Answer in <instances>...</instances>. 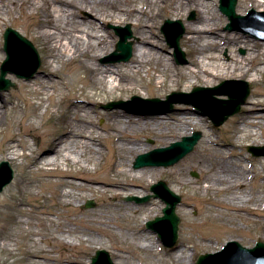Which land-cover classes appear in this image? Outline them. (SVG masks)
I'll return each mask as SVG.
<instances>
[{
  "label": "bare ground",
  "instance_id": "1",
  "mask_svg": "<svg viewBox=\"0 0 264 264\" xmlns=\"http://www.w3.org/2000/svg\"><path fill=\"white\" fill-rule=\"evenodd\" d=\"M11 7H17L21 15L29 18L35 26V37L41 40L46 56V68L51 70L52 73H56L59 66L66 63L72 64L73 69L70 71L72 79L94 89L96 91L95 97H101V92L114 94L118 92V98L124 97L126 93L147 96L150 95L148 90L163 96L170 87L183 88L184 91L189 90L194 85L213 88L216 82L221 79H235L232 81H237L250 77L252 81H258L264 76V43L238 31H222L228 21L229 25L231 21L218 10V0H0V11L7 12L9 22L18 23V19L11 18ZM192 10L197 14L196 20L193 21L187 19ZM252 10L264 13V0H243L238 7L241 16L247 15ZM85 11L91 12L95 18H99L105 24L114 23V25H110V29H112L111 26L121 27L119 25L133 22L135 34L139 39L134 46L128 64L113 69L98 63L102 56L111 52L104 60L105 62L118 63L122 61L111 62L107 60L117 51V45L115 48L116 42L115 40H109L110 34H101L100 29L103 27L99 26L95 20L88 19L85 16L81 17ZM161 18H168L171 21H184V24L182 23L186 28L184 43L186 51L191 56L189 65L174 67L172 61L165 56L160 43L161 38L157 33L159 19ZM2 22L0 16V25H2ZM245 22L247 24L244 21L237 24L258 28L256 25L264 26V17ZM5 32L3 35L4 48ZM23 37L33 44L31 40L25 36ZM132 37L129 38L128 42H132L130 41ZM168 45L170 46L169 43ZM237 47H244L247 50V55L238 57L235 54V48ZM4 48L3 51L7 59L8 53ZM34 48L37 50L35 45ZM170 48L172 47L170 46ZM224 48L235 49L232 52L230 62H225L221 58L220 54ZM172 49L174 50V48ZM1 56L3 57V53L0 52ZM23 56L13 57L12 69L27 66L29 61L24 59ZM52 73H43V76H36L35 74L31 83L22 84L24 91L35 94L40 101L37 105L35 102H31V106L34 107H31L32 109L25 115L22 114L27 119H36L39 116L36 109L46 100L49 104L45 105V110L46 112L50 110L52 119L58 126L53 130L43 132L45 146L42 148H35L28 143H21L18 138L11 137L12 134H10V141L5 148L6 158L13 162H19L25 155L19 152L17 148H27L30 151L28 165L31 170L49 172L50 176H59L63 181L60 183L63 190L58 192L57 199L60 202L59 206L71 207L70 216L64 217L66 222H39L40 229L36 232L47 233L55 229L54 232L61 238L60 241L66 242L71 248L75 245L81 246V238L85 243L87 242L84 247H88L95 240L94 234L112 232L110 224L114 214L112 211L115 210L119 216H128L133 219L142 217L145 219L144 221H147L157 215V209L163 208V206L159 207L155 199H152L154 197L145 195L149 193V189L161 178L165 171L160 168L161 166L136 168V161L133 165L135 157L149 153L154 148L146 141H139L138 133L144 131L147 132L146 138L148 139L173 144L182 137L191 136V133L196 129L207 128L209 119L201 116V108L193 103L178 104L173 116L167 113L168 110H165L167 111L165 113H162L163 111L134 113L124 109H113L104 112L103 117L110 116L112 118L110 134L105 138H114L115 140L111 153L115 156L116 162L114 168H110L107 173H104L105 176L102 179H98L86 175V173H88L89 168L96 172L104 161L106 154L110 153V151L101 147V140L104 137L101 132L105 130L89 118L88 112L92 108L84 100L76 99L70 102L67 112L64 115L58 114L59 108L55 95L49 92V89L54 86L52 80L54 74ZM142 77L150 78V88L144 84ZM230 87L234 88L233 86ZM194 89L190 93H180L192 94ZM228 90L229 88L226 87L225 91ZM215 96L226 99L224 96L228 95ZM262 96L264 94H258L254 102L249 103L244 108V116L239 121V128L229 134L230 137L237 135V145L219 144L216 136L212 135L210 130L208 134L203 135L202 144L205 142V144L214 145L217 148L230 147L231 151L206 150L208 151L207 154L198 151L188 157L186 155V158L184 157L185 159L181 163L182 166H185L183 170L178 167L169 170L173 177H179L178 180L180 179L196 188L193 190L195 199L217 205H230L237 216L252 217L256 222L259 221V212L264 211V169L257 171L256 166L249 164L251 158H258L257 164L259 166L264 163V155H254L251 151L252 148L259 147L256 145L261 139L264 140V112L258 111V108L264 103ZM178 97L188 96L174 97L176 102ZM118 102L125 103L117 108L131 106L126 104L128 101ZM95 104L98 103L93 105ZM159 106L167 105L159 104ZM3 108L7 112L9 108H13V114L9 118L10 121L19 114L14 111L19 108V105L13 97L7 101H1L0 125L6 121L1 111ZM44 119V116L40 118L41 121H44ZM211 120L214 122L212 118ZM10 128L14 129V124H10ZM27 134L34 135L36 133L32 130H25V135ZM245 142L251 143V146L247 152L243 153L239 149H241V144ZM236 149H238L237 153L234 152ZM22 164L23 162H20V165ZM63 165L72 168L78 166L86 170L68 169L63 171L61 169ZM206 165H209V167ZM194 171H198L201 175L197 181L190 177V173ZM251 186L255 188V193H251ZM75 190L81 191L82 195H77ZM92 191L114 198L116 204H109L105 211L101 212L76 211L74 208L82 206V202L87 198L86 193L90 192L92 194ZM125 196L138 198L151 196V198L144 205L120 203L119 199ZM38 209H43V207H38ZM42 213L50 216L59 214V212L49 209L43 210ZM143 224L144 222L138 226L139 236L141 237L135 241H138L137 243L142 251L156 252L159 245L155 239L146 235L143 236L146 233ZM26 225L28 227L34 226L30 221H27ZM136 232L137 230L131 233L137 235ZM40 237L44 239L42 235ZM47 240L55 243L51 237H48ZM257 243L264 242L259 241ZM58 245L60 244L57 242ZM256 245L255 243L254 247ZM254 247L252 248L254 249ZM121 249L129 250L127 247H121ZM133 252L138 254L135 250ZM45 254H49L48 257L53 255L47 252ZM84 255V251L77 253L78 262L69 258L66 260L59 259L58 261L63 264H80L79 261L83 259ZM31 256L37 255L31 253ZM62 257L61 255L60 258ZM173 258L175 264H190L189 261H191L190 257L184 254L178 255V253H175ZM261 258L264 260L263 257ZM127 261L128 264L132 262L130 258Z\"/></svg>",
  "mask_w": 264,
  "mask_h": 264
},
{
  "label": "rangeland",
  "instance_id": "2",
  "mask_svg": "<svg viewBox=\"0 0 264 264\" xmlns=\"http://www.w3.org/2000/svg\"><path fill=\"white\" fill-rule=\"evenodd\" d=\"M242 1L243 0H238L236 8L237 14H239L238 7L242 3ZM219 7L220 0H218V10ZM10 13L11 18L18 19L19 22H9V16L7 12L0 11V16L3 20L2 25H0V52L3 53V57H0V76L1 66L6 59V55L3 51V35L7 28L15 29L20 34L31 40L37 47L41 58V66L36 73V76L42 75L43 73H52L51 70L46 68V56L41 45V40L35 37L36 31L34 30L35 26L31 23L32 21L29 18L23 17L17 7H11ZM83 16L88 17V19L95 20L99 26H102L103 28L100 29L101 34H110L109 40H115L116 48V45L119 42V37L115 34L114 30L109 28L110 25H114V23L105 24L99 18H95L94 14L87 11H85L81 17ZM196 17V12L192 10L188 14L187 19L193 21L196 20ZM166 20H168V18L159 19V24L157 27V33L161 38L160 43L164 49L165 56L172 61L174 67H183L189 65L191 56L186 51V46L184 43L186 30L181 40V47L186 55L187 63L179 65L174 58V50L170 48L166 41V37L162 32V27L165 24ZM182 23L184 24V21H182ZM127 25H130L131 27L133 37L132 39H130V41L134 43V49V46L138 43L139 38L135 34L133 22H128L119 26L126 27ZM228 25L229 21L224 26L222 31H238L245 35H248L250 38L264 43V37L261 38L262 36L260 35L259 37L258 35L256 36V34L252 33L251 28L243 25H236V27L231 30L227 29ZM235 49L224 48L220 54L222 60L225 62H230L232 52L234 50L236 51L235 54L238 57H245L247 55V50L244 47H237ZM111 53L102 56L99 59L98 63L102 66H108L113 69H117V67H122L123 65L130 62H105L104 60ZM72 69L73 65L70 63L59 66L58 71L56 73H52L54 74V76L52 77L54 86L49 89V92H52L55 95V99L57 100V105L59 108V115H64L67 112L70 102L75 101L76 99L84 100V102H88L92 108L88 112L89 118L93 120L97 126L104 128L105 131L101 132L104 136L101 140V147H103L107 151H110V153L106 154L104 161L101 163V166L97 169L96 172L92 168H89L87 170L89 174L86 173V175H90L98 179H102L105 176L104 173H107L110 168H114V163L116 162L115 156L113 155V153H111L113 150L112 145H114L115 140L114 138H105L110 134L109 132L112 118H110V116L103 117L102 114L104 112H109L113 109H124L126 111L134 113H156L162 111V113H165L167 112L165 110H168L167 113L170 116H173L178 104L191 103L192 99L190 97H178L177 102L173 105V109L170 110L165 106L144 104L139 101H134L132 100V98L137 96L146 100L158 98L165 101L167 97L174 92L190 93L195 87H204L203 85H194L187 91H184L183 88L179 89L178 87H170L167 90L166 94L163 96L157 95L151 90H148L150 95L147 96L142 94L139 95L134 93H126L124 97L118 98V92L115 94L110 92H101V97H95L96 91L94 89L84 83L75 82V80L72 79V75L70 72ZM6 78L14 83L16 88H11L8 91L0 90V102L7 101L13 97L19 105V108L14 111H16V113L18 112V115L20 116L18 118L17 115L10 121L9 118L13 114V108H9L8 112L5 110V108L1 109L6 121L0 125V163L2 161H8L12 168H14L15 170V177L12 183L8 185L3 192L0 193V264H63L58 260H66L67 258L78 262L79 259H77L76 255L78 252L83 251L85 255L83 256V259L79 261L80 264H92V258L99 250L107 251L110 254L114 264H128V258L132 260L130 264H175L173 258L175 253H178V255L184 254L185 256L190 257V264H196L198 258L201 255L221 251L226 243L232 240H236L242 246L248 248L254 247L255 243L259 241L264 242V211L259 212V221L256 222L252 217L247 218L245 216H237L234 209L230 205H217L206 201H199L193 196V190L196 189L195 187H191L180 179L178 180L179 177H173L169 173V170H172L176 167L183 170L185 168V166H182L181 164L183 163V160L189 155L195 154L198 151L203 152V154L208 153V151L206 150L215 151L216 149H219L223 152L231 151L230 147L217 148L214 145H207L205 144V142L202 144V140L204 138L203 135H205L206 133L208 134L209 130L212 135L214 134L216 136L217 142L219 144H225L226 146L237 145V135H234V137H230L229 134L233 130H237L239 128V121L244 116V108L247 107L249 103L254 102L258 94H264V76L258 81H252V78L250 77L242 78V80H237L248 82L252 92L250 97L247 99L246 104L243 105L241 112L232 116L224 124L216 126L211 118L206 114L205 110L200 109L201 116L207 117L209 119V126L207 128L196 129L191 133V135L196 132H200L202 134V138L194 151L173 166H170L168 168L160 167L165 171V173L156 183H158L159 181L165 182L174 193L181 196L182 198L181 204L177 207V215L181 219L179 239L173 248L164 246L159 234L153 230L147 229L146 227V224L148 222L156 219L157 217L163 216V209L166 207V204L159 198L152 199H155L159 207L163 206V208L157 209V215L149 218V220L147 221H144L145 219L142 217L133 219L128 216H119L117 212H115V210L112 211L114 212L110 222L112 232L108 234H94L93 236L95 237V240L92 244H90V246L88 245V247H84L87 242L85 243L81 238L80 242H82V245H75L71 248L66 242L60 241L61 238L57 236L56 232H54L55 229L47 233L36 232V230L40 229V226L38 225L39 222L59 223L65 220L64 217L70 216L71 207L69 208L59 206L60 202L58 201L59 199H57L58 192L63 190V187L60 186V183H62L63 181L59 176H50L49 172H38L36 170H31L28 165V159L30 157L29 149L18 147V151L24 154L25 157L20 159L19 162H13L7 160V153L5 152V148L10 141V134H12L11 137L14 136L18 138L21 143H28L35 148H42L45 146V138L42 135L43 132H45L46 130H53L58 125L56 124V122L54 123V119H52L50 110L48 112H46L45 110V105L49 104V102H47L46 100L36 109L39 115L36 119H27L25 116H23V114L25 115L32 109L31 107H34L33 105L31 106V102H35L36 105L40 102L35 94L26 92L22 88L23 83H31L34 78L29 80L21 79L18 78L15 74L11 73L7 74ZM142 79L144 84H146L148 88H150V78L142 77ZM232 80L235 79H221L216 82L213 88L220 86L225 81ZM233 87L237 88L238 85H235ZM224 97L228 99V96ZM261 98L264 101V96H262ZM118 101H131V106L126 107L127 109L106 107V105H108L109 103ZM94 103L98 104L93 105ZM258 109V111L264 112V103L261 104ZM43 116L45 117V119L44 121H41L40 118ZM10 124H14V129L10 128ZM25 130H32L36 134L25 135ZM146 134L147 132L144 131L138 133V140L146 141V143H148L149 145H153L154 148L151 151L155 149L167 148L172 144L159 142L155 139H148L146 138ZM182 138L177 140V142L181 141ZM258 144L256 146L264 147V140L261 139ZM250 146L251 143L245 142L241 144V147L239 146L241 148L239 150L243 153L247 152ZM234 152L237 153L238 149H236ZM137 157L134 158L133 165ZM20 162H23V164L20 165ZM257 162L258 158H251L249 165L256 166L257 171L264 169V163L262 164V166H259ZM206 166L209 167V165ZM61 169L63 171H66L68 169L81 170L82 168L78 166L72 168L63 165ZM82 170L85 171L86 169L83 168ZM190 177L197 181L201 177V175L198 171H194L190 173ZM149 190V193H147L145 196L154 195V193L151 191V188ZM250 191L251 193H255L256 190L253 186H251ZM76 192L77 195H82L81 191L75 190V193ZM86 194L87 198L82 202V206H80L79 208L78 206L74 208L76 211L83 210L101 212L105 211L106 207L109 204H116V202L114 201L115 199L112 197L109 198L108 195H100V193H96L95 191H92V194L90 192ZM128 198H130V196H125L122 199H119V201L120 203H134L135 205H144L149 202L137 203L135 201H128ZM88 201H93L95 204L94 207H87L86 204ZM38 207H43V209H38ZM48 209L57 211L59 212V214L51 216L44 215L42 211ZM22 211L25 212L23 213ZM27 221H30L34 226L28 227V225H26ZM142 222H144L143 229L146 232L145 234H143V236L146 235L149 238L155 239L159 245L156 252L142 251L139 247V244L137 243L138 241H135L139 240L141 237L139 236L138 226H140ZM136 230L138 232H136L137 235L131 233L132 231ZM40 235H42L44 239H42ZM48 237L54 239L55 243H51V241L47 240ZM57 242L60 245L57 246ZM121 247H127L129 248V250H122ZM133 250H135L138 254H134ZM45 251L47 253H52V257H48L49 254L46 255ZM31 253H35L37 256H31ZM61 255L63 256L62 258H60ZM66 255H68V257H66Z\"/></svg>",
  "mask_w": 264,
  "mask_h": 264
},
{
  "label": "water",
  "instance_id": "3",
  "mask_svg": "<svg viewBox=\"0 0 264 264\" xmlns=\"http://www.w3.org/2000/svg\"><path fill=\"white\" fill-rule=\"evenodd\" d=\"M238 0H221L220 10L231 21L228 29H233V26L240 21L252 20L258 17H264V13H259L252 10L249 16H241L236 12ZM163 26V33L170 46L174 48L175 59L178 64H186V55L180 46V40L185 34V29L181 21L166 20ZM116 34L120 37L117 44V51L114 52L107 60L111 62L122 61L128 62L133 54V43L128 42L132 37L130 26L117 27L111 26ZM260 28V27H258ZM172 32V33H171ZM171 33V34H170ZM5 51L8 53V58L1 66L0 76V90H10L16 88L15 84L6 78L8 73H14L18 78L31 79L37 73L41 66V59L34 48V45L25 39L20 33L12 28H8L5 32ZM24 55L23 58L29 62L25 68L12 69L11 64L13 57ZM238 85L237 88L230 86ZM229 88L225 91V88ZM227 94L228 100L218 99L215 95ZM251 90L248 82L244 81H225L216 88L197 87L192 94L173 93L168 97V101L163 102L160 99L146 100L140 97H134V101H139L144 104H166L167 109H172L176 102L174 97L177 96H191L196 99L195 104L202 107L206 113L214 120L216 126H220L225 121L241 111L242 105L245 104L247 98L250 96ZM125 102H115L108 105V107L123 106ZM128 102L126 104H130ZM202 134L197 132L193 136L185 137L181 142L173 143L168 148L156 149L148 154L141 155L137 158L135 167L141 168L144 166H161L169 167L177 164L186 155L194 150L201 139ZM251 151L254 155H264V148L256 147ZM14 179V170L7 161L0 163V192L4 190ZM152 191L155 193L154 197L161 198L166 207L163 210L164 216L158 217L153 221L147 223V228L157 232L163 244L172 248L178 241L179 229L181 219L176 214V208L181 203V197L174 193L164 183L159 182L152 186ZM150 197L138 198L131 197L128 200L137 201L139 203L147 202ZM88 207H93L94 203L89 202ZM264 243H257L256 247L246 248L236 241L229 242L222 251L214 254L201 255L196 264H264ZM92 264H114L110 254L105 250H99L93 257Z\"/></svg>",
  "mask_w": 264,
  "mask_h": 264
}]
</instances>
